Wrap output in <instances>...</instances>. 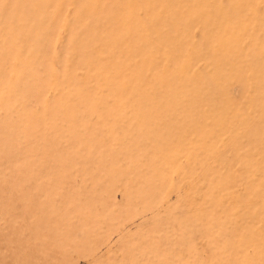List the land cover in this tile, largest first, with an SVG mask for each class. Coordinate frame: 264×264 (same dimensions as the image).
<instances>
[{"label": "rangeland", "instance_id": "obj_1", "mask_svg": "<svg viewBox=\"0 0 264 264\" xmlns=\"http://www.w3.org/2000/svg\"><path fill=\"white\" fill-rule=\"evenodd\" d=\"M0 264H264V0H0Z\"/></svg>", "mask_w": 264, "mask_h": 264}]
</instances>
